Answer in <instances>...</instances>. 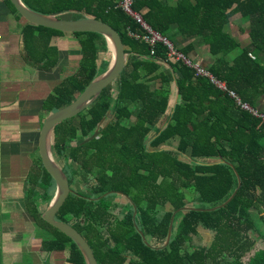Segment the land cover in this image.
<instances>
[{"label": "trees", "instance_id": "trees-1", "mask_svg": "<svg viewBox=\"0 0 264 264\" xmlns=\"http://www.w3.org/2000/svg\"><path fill=\"white\" fill-rule=\"evenodd\" d=\"M22 2L40 13L100 19L119 33L125 47L126 63L115 80L88 107L53 128L51 150L63 159L71 189L55 219L81 233L97 264H264V248L255 249L256 238L264 236L256 225L264 207V124L259 118L207 78L169 59L161 42L150 47L130 36L128 31L140 33L142 28L120 0ZM7 4L24 21L26 60L42 70L54 68L58 50L51 37L68 32L32 24L10 0ZM130 7L174 44L175 35L197 39L213 57L209 71L243 101L259 107L264 98V0H131ZM235 14L241 24H248L239 27L247 33L244 45L225 28ZM69 34L77 39L79 63L42 101L46 113L72 102L109 65L108 58L99 59L107 51L102 34ZM177 48L189 55L193 43ZM152 82L160 86L152 87ZM173 87L178 100L170 104ZM104 117L99 134L82 143ZM124 118L128 124L122 123ZM172 139L175 146L167 148ZM28 180L27 209L53 236L43 249L68 251L63 264H85L76 244L36 209L41 198L45 210L55 191L39 155ZM236 188L225 206L205 210L223 203ZM190 193L195 194L194 203ZM184 206L193 208L178 210ZM175 211L170 240L163 246ZM199 228L211 234L210 242L197 240Z\"/></svg>", "mask_w": 264, "mask_h": 264}, {"label": "crops", "instance_id": "crops-1", "mask_svg": "<svg viewBox=\"0 0 264 264\" xmlns=\"http://www.w3.org/2000/svg\"><path fill=\"white\" fill-rule=\"evenodd\" d=\"M64 13L67 12L58 15L66 18ZM23 23L11 12L7 0H0V264H43L42 255L50 252L51 257L55 252L43 249L53 236L35 222L27 209L28 177L34 157L39 155L40 127L48 115L41 109L42 101L62 77L73 73L78 66L77 61L76 65L71 64L70 54L80 53L77 39L69 33L53 36L50 44L58 50L56 65L47 70L35 68L24 55ZM196 40L175 35L174 41L178 47L193 43L189 55L208 68L213 57ZM75 41L77 45H68ZM161 65L168 67L164 62ZM44 205L38 198L36 209L41 215ZM198 232V241L210 242L208 231L199 228ZM65 253L68 255V251Z\"/></svg>", "mask_w": 264, "mask_h": 264}, {"label": "water", "instance_id": "water-1", "mask_svg": "<svg viewBox=\"0 0 264 264\" xmlns=\"http://www.w3.org/2000/svg\"><path fill=\"white\" fill-rule=\"evenodd\" d=\"M10 2L13 4L18 14L32 24L41 25L68 33L98 32L104 36L107 43V50H110L112 52V58L107 69L104 72L100 73L94 79H92L90 83L85 87V89L72 102H70L66 106L48 113L41 124L37 142L38 154L41 163L44 166L45 170L51 175L55 183L54 195L52 196L46 209L42 212L41 216L43 220L63 232L76 244L83 256L85 264H97L92 248L90 247L87 240L81 235V233L78 232L77 229H75L69 223L55 219L56 212L66 199L71 189L69 187L67 176L62 170L61 165H59L53 158V153L51 150L52 132L56 124L62 122L65 119L75 116L86 107H88L98 97L103 88L115 80L126 63V54L124 50L125 47L119 33L111 25L93 16L66 19L59 16L58 14H45L36 12L27 7L22 2V0H10ZM108 112L110 111H107V114ZM104 121L105 117L100 120L94 132L90 136L83 139L82 143H86L96 137L99 134V127L103 124ZM237 182L238 188L241 184L238 175ZM237 188L223 203L211 208H206L205 210H214L219 207L225 206V204L228 203L234 196ZM106 194L107 193H105L104 195ZM192 208L193 207L184 206L179 208L178 210H186ZM176 211L173 212L170 218L167 235L163 246H166L170 240L173 217ZM133 214H135V208ZM141 235L144 242H147L146 237L142 233Z\"/></svg>", "mask_w": 264, "mask_h": 264}, {"label": "built area", "instance_id": "built-area-1", "mask_svg": "<svg viewBox=\"0 0 264 264\" xmlns=\"http://www.w3.org/2000/svg\"><path fill=\"white\" fill-rule=\"evenodd\" d=\"M130 4H131V0H120L119 2V5L122 7V9L126 13L131 15L142 28V32L140 33H134V32L128 31V34L130 36L147 42L150 47H153L156 42H161L166 47V56L169 59L180 61L186 66H188L189 68H191L194 75L203 76L207 78L209 82L212 83L214 86H216L218 89L226 92L241 109L246 110L249 113H251L253 116L259 118L260 123L264 124V112L263 111L251 106L248 102L243 101L234 90L229 89L227 87V84L224 80H221L217 78L216 76H214L207 67L203 66L198 61L192 59L190 56H187L186 54L181 52L170 39L161 35L157 31L153 30L143 20L142 16L139 13L131 9ZM1 38H2V35L0 31V44H1Z\"/></svg>", "mask_w": 264, "mask_h": 264}, {"label": "rangeland", "instance_id": "rangeland-1", "mask_svg": "<svg viewBox=\"0 0 264 264\" xmlns=\"http://www.w3.org/2000/svg\"><path fill=\"white\" fill-rule=\"evenodd\" d=\"M72 12H67V13H64V16H66V17H71V14ZM248 26V24L247 23H243V24H241L240 23V20H239V14H235V15H233L231 18H230V23H228L226 26H225V28H227V30L229 31V32H231L233 35H235V37H236V39L238 40V41H240V43L242 44V45H244L246 42H248V37H247V33L245 32L246 30H244V31H239V27H244L245 29H246V27ZM70 44H76L77 45V42L75 41V42H69L68 43V45H70ZM67 45V46H68ZM176 46V45H175ZM66 47V46H65ZM177 47V46H176ZM239 50V48H237V49H235L234 51L235 52H237ZM234 53V52H233ZM71 56L69 57V60H71V64L72 65H76L75 63H76V61L79 63V59H80V53H73V54H70ZM187 56H189V55H187ZM191 56V55H190ZM210 56H212V55H210ZM105 58H108L109 59V61L111 60V58H112V52L110 51V50H107L106 52H102V53H100V55H99V59L100 60H102V59H105ZM191 58L192 59H194V60H196V61H198L199 62V60H197V59H195L194 57H192L191 56ZM77 63V64H78ZM199 63H201V62H199ZM152 84V87H156V83L155 82H152L151 83ZM160 85H158V87H159ZM112 95L113 96H115L116 95V91L115 90H113L112 91ZM170 96H171V99H170V104H172V102L174 101V99H175V101L177 100V95H176V92H175V89H174V87L172 88V91H171V93H170ZM258 106L259 107H257L259 110H261V111H263L264 112V98L263 99H261L260 101H259V104H258ZM107 117L110 119H112L113 118V116H111V112H108V114H107ZM106 123V121H104L103 122V124H105ZM122 123H124V124H128L129 123V120L128 119H126V118H124L123 120H122ZM153 135H154V132L153 131H151L150 133H149V135H148V137H147V140L149 141V139H151L152 137H153ZM148 141H147V145H148ZM72 144H74V143H72ZM175 144H176V139H172V140H170V141H168L167 143H166V147L167 148H173L174 146H175ZM53 153V152H52ZM53 158H54V160L59 164V165H62V158H60L57 154H55V152L53 153ZM81 184H83V183H81ZM189 198H191V201H192V203H194L195 201L194 200H196L195 199V194H193V193H190V195H189ZM114 200L116 201V200H119V201H122V202H124V200L123 199H121V198H118V197H115L114 198ZM117 211V210H116ZM256 225H257V227H258V229L260 228L261 229V233H263V235H264V207L262 208V211H260V214H259V218H256ZM203 234H205V233H203ZM255 236V235H254ZM204 240H200V242H203ZM205 242V241H204ZM203 242V243H204ZM206 242H209V241H206ZM257 248H264V236L263 237H257L256 238V245H255V249H257ZM50 252H46V255H42V263L43 264H61L62 263V261L64 260V257H65V255H67V253H65V252H54V254L56 255L55 257H54V254L52 253V256L50 257ZM250 253H248L247 254V256H245L244 257V260H246L247 259V257H248V255H249ZM26 264H28L27 262H26Z\"/></svg>", "mask_w": 264, "mask_h": 264}]
</instances>
